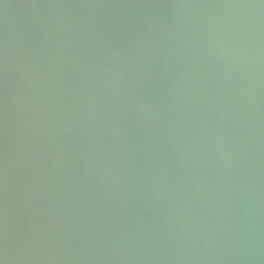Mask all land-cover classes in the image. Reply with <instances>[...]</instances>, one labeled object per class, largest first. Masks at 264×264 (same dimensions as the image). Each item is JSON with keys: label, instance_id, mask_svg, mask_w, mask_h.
<instances>
[{"label": "water", "instance_id": "water-1", "mask_svg": "<svg viewBox=\"0 0 264 264\" xmlns=\"http://www.w3.org/2000/svg\"><path fill=\"white\" fill-rule=\"evenodd\" d=\"M0 264H264V0H0Z\"/></svg>", "mask_w": 264, "mask_h": 264}]
</instances>
